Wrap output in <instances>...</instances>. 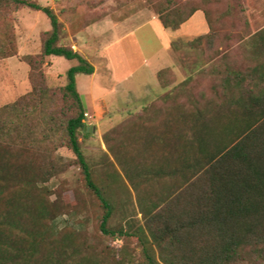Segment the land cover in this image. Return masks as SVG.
<instances>
[{
    "label": "trees",
    "instance_id": "16d2710c",
    "mask_svg": "<svg viewBox=\"0 0 264 264\" xmlns=\"http://www.w3.org/2000/svg\"><path fill=\"white\" fill-rule=\"evenodd\" d=\"M159 4L162 7H154L155 13L165 28L173 30L201 10L195 2L180 5L165 0ZM25 7L44 13L51 30L41 35L42 65L37 66L33 59L29 62L32 91L0 106V202L9 205L0 214V264L16 253L23 264H74L70 251L75 244L51 240L48 223L66 212L50 206L29 175L36 170L39 176L57 173L60 157L55 153L63 146L76 155L88 189L104 209L102 232L114 238L136 236L143 252L139 264H264V28L244 42V61L220 59L202 72L216 81L214 97L202 99L200 105L192 101L191 109L185 104L189 100L175 103L190 94V77L124 121L132 144L123 153L121 148L110 150L137 190L149 240L144 228L140 235L109 228L113 205L94 181L79 137L81 132L89 134L76 78L92 75L95 68L71 47L61 45L66 33L55 11L34 0H0L4 28L0 59L18 52L16 45L10 48L17 42L11 35V21ZM49 56L76 62L66 72L64 97L71 109L65 113L50 110L47 103L56 95L39 84ZM39 116L42 123L35 125L32 119ZM155 116L164 118L160 121ZM38 127L41 139L36 134ZM23 154L43 156L48 162L37 167ZM18 208L23 212L12 210ZM1 225L9 230L30 227L38 230V238H27L14 248L13 239L3 235ZM37 248H44L46 254L34 257ZM4 252L10 255L5 257ZM121 261L135 264L130 258Z\"/></svg>",
    "mask_w": 264,
    "mask_h": 264
},
{
    "label": "rangeland",
    "instance_id": "374dc122",
    "mask_svg": "<svg viewBox=\"0 0 264 264\" xmlns=\"http://www.w3.org/2000/svg\"><path fill=\"white\" fill-rule=\"evenodd\" d=\"M127 1L129 0H114L111 5L106 6L105 10L107 13L120 10L124 13L123 16L133 10H147V12H153V19H155L157 14L154 7H159L161 5L159 3L165 0H131L130 6ZM173 1L180 5L195 2V5L201 8L206 17L209 31L206 34L192 36L194 39L189 41L169 36L167 39L169 44L164 50L161 39L157 37L161 32L154 26H145L136 30L122 44L125 49V57L118 55L116 62L114 60L116 64L120 65L118 77L114 75V71L111 69L112 65L106 60L107 58H101L100 55L96 54L90 55L89 60L91 62L88 61L94 68H98L91 77L104 92L96 94V109H88L87 107L85 110V113L91 116L90 119H87L84 115L89 135L83 132L79 135L83 153L91 168L92 177L113 205V215L109 221V228L125 229L126 233L131 235H134V232L140 235L141 228H144L149 240L151 238L146 229L145 218L140 212L137 190L127 179L116 156L110 150L113 148L118 151L121 148L123 153L127 146L132 144V137L128 127L125 128L124 121L141 112L146 105L157 100L190 77L192 78L190 94L180 97L175 103L182 104L189 100L185 104L191 109L192 105L196 103L200 105L199 102L202 99L214 97L213 85L216 81L209 74L205 75L202 72L208 70L212 63L214 64L220 59L225 62L230 59H235L238 63L244 61V42L248 37L264 28V0ZM42 2L45 1L42 0ZM95 6L90 3L89 8H95ZM31 11L33 10L25 7L12 15V36L18 38L16 26L20 15L23 12L33 13ZM97 18L100 16H96L95 19ZM48 25L50 26L49 21ZM1 27L0 23V39L4 29ZM13 45L17 47V42L11 44V49H13ZM40 53L41 51L37 54L18 56L30 68L28 78L25 77L24 80L22 74L25 71L19 68L18 64L8 62L7 59L11 57L0 59V106L12 104L32 91L29 62L33 59L37 66H41ZM17 55L18 52L15 56ZM46 59L43 65L45 77L42 81L39 80V84H44L56 95L52 96L53 102L47 103L50 110L65 113L67 109H71L70 101L64 97V87L67 84L66 72L70 67L66 69L64 65H57L54 69L52 68L53 65H46ZM62 60L66 61L68 65L71 63L64 58ZM80 76L78 91L83 94V79L88 80L89 78L87 79L86 75ZM118 78L120 82L116 84L119 81ZM24 81L29 87L27 92L20 88ZM39 81L37 80L36 84ZM39 117L32 119H35V125L38 121L42 123L41 117ZM156 118L162 121L164 117ZM39 133H41L40 128L36 133L38 136H36L41 139ZM52 146L48 148L53 149ZM156 151L162 152L157 148ZM55 154L60 157V160L57 159L58 165H60L57 173L46 177L44 175L39 176L36 170V172L33 171L29 174L33 175V186L36 185L37 192L44 196L50 206H59L66 212L56 217L52 222H48L52 231L53 238L51 240H60L66 244L67 240H71L75 244L70 251L75 257L74 264H130L129 262L122 263L121 260L124 258L132 259L135 264L141 263L143 252L136 236L114 238L102 232L101 223L104 209L95 195L88 189L82 166L76 155L66 146L56 149ZM23 155L26 160L32 159L37 167L44 166L48 162V159H44L43 156L30 158V155ZM139 158L137 157V159ZM19 162L22 160L19 159ZM32 188L35 190V187ZM155 188L153 187V189ZM7 205L5 200L0 202V214L8 211ZM12 210L15 213L23 212V209L20 208L18 211ZM26 228L29 229V233H25L24 229ZM1 229L3 235L13 239L12 247L14 246V248H16L15 245L22 244L27 238L30 241L33 238H38V230L36 232L27 226L23 227L22 230H9L1 225ZM3 250L5 249H2V252ZM35 252L34 257L36 255L43 256L47 251L41 248ZM7 254L4 256L10 255L9 252ZM20 257L22 256L16 253L9 256L8 262L3 263L23 264Z\"/></svg>",
    "mask_w": 264,
    "mask_h": 264
},
{
    "label": "crops",
    "instance_id": "0c3cea01",
    "mask_svg": "<svg viewBox=\"0 0 264 264\" xmlns=\"http://www.w3.org/2000/svg\"><path fill=\"white\" fill-rule=\"evenodd\" d=\"M35 1L43 7H50L53 9L59 16L60 21L64 24L66 36L62 40L61 45L71 47L75 52L81 54L87 60H89L90 55L93 54L100 55L101 58H107L106 60L111 63V69H113V73L117 77L120 71V65L115 63L116 58L118 55L125 57V49L122 47V44L126 39L130 38L136 30L145 26H154L161 32L157 37L161 39L164 50L167 49L169 44L167 41L169 36L175 39L189 41L194 39L192 36H197L202 33L206 34L209 31L206 17L201 10L196 11L190 19L180 26V28L173 30L171 28H165L158 15L153 19L152 11L133 10L124 16L122 15L124 13L120 10L107 13L105 10L106 6L111 5L114 0H44L46 4H44L42 0ZM90 3H92L93 6L96 5L95 8H89ZM127 4L130 6L132 1H127ZM31 12L33 13L23 12L20 15V19L16 26L18 32V55L7 59L8 62L18 64V67L25 71L22 74L23 80L25 77L28 78L30 68L25 61L19 59L20 55L39 53L42 50V33L51 30V24L50 26L48 25V21L50 22V20L44 13L40 11ZM96 16H100V18L95 19ZM46 60V65H53L52 68L54 69L57 65H64L67 69L76 64L75 61H70L71 63L68 65L62 58L54 56H49ZM97 69L98 68L95 67V71H97ZM156 72H154V75H156ZM80 75L76 78L77 88H79L80 85ZM92 75H86L87 79L89 78L88 80L83 79V94L78 91L88 109H96V94L104 92L98 84H95L91 77ZM119 82L120 79L116 84H119ZM20 88H23L25 92L29 90L27 82L25 83V81L20 85Z\"/></svg>",
    "mask_w": 264,
    "mask_h": 264
},
{
    "label": "built area",
    "instance_id": "2783aa9c",
    "mask_svg": "<svg viewBox=\"0 0 264 264\" xmlns=\"http://www.w3.org/2000/svg\"><path fill=\"white\" fill-rule=\"evenodd\" d=\"M84 115H85V118H87V119H88V118H89V119L91 118V116H90L88 113H85ZM83 122H84L85 124H87L85 119L83 120Z\"/></svg>",
    "mask_w": 264,
    "mask_h": 264
},
{
    "label": "water",
    "instance_id": "95a60500",
    "mask_svg": "<svg viewBox=\"0 0 264 264\" xmlns=\"http://www.w3.org/2000/svg\"><path fill=\"white\" fill-rule=\"evenodd\" d=\"M94 131H95V128H94Z\"/></svg>",
    "mask_w": 264,
    "mask_h": 264
}]
</instances>
